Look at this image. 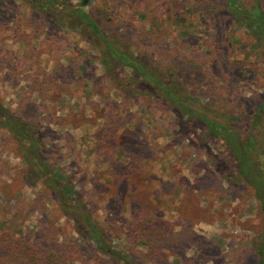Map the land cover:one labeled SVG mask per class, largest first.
<instances>
[{
  "label": "rangeland",
  "instance_id": "rangeland-1",
  "mask_svg": "<svg viewBox=\"0 0 264 264\" xmlns=\"http://www.w3.org/2000/svg\"><path fill=\"white\" fill-rule=\"evenodd\" d=\"M85 9L115 47L130 43L164 80L178 77L212 119L230 117L247 133L244 116L264 97V66L223 0H88ZM57 19L30 0H0V103L39 132L42 159L83 203L96 204L102 227L119 218L109 245L138 264H256L264 220L251 188L214 171L211 155L227 158L221 143L204 141L128 68L107 74L80 29ZM259 129L264 170V122ZM30 175L19 143L0 128V243H58L62 264H114Z\"/></svg>",
  "mask_w": 264,
  "mask_h": 264
},
{
  "label": "trees",
  "instance_id": "trees-1",
  "mask_svg": "<svg viewBox=\"0 0 264 264\" xmlns=\"http://www.w3.org/2000/svg\"><path fill=\"white\" fill-rule=\"evenodd\" d=\"M81 2L78 7L67 0H30L31 5L44 13L47 20L52 21L57 18L61 20L59 19L61 16H66L69 27L80 29L100 56L106 73L111 77L116 78L115 72L118 67L128 68L132 74V81L138 76L141 77L143 87L148 86L154 91H162V95L170 102L176 115L181 118L186 117L202 130L204 141L220 142L227 158L225 160L211 155L210 161L214 171L232 185L251 188L264 220V170L258 151L262 137V128H259L264 122V97L256 110L244 116L245 120H249L250 125L243 136L233 129L230 117L225 122L212 119L209 109L197 106L193 100L189 101L178 77L172 78L174 80L172 83L168 82L156 73V69L144 65L134 55L130 43H120L115 47L112 44L115 39L112 36L107 37L99 21L86 11L88 0ZM223 2L227 13L255 39L259 47L260 61L264 66V12L259 7V0L251 2L223 0ZM0 128L5 129L19 143L23 158L30 169V177L42 180L43 186L56 195L62 211L66 216L74 219L76 232L93 241L96 253L114 264H138L123 256L108 243L106 238L108 227L111 228L112 222L119 218L107 221L106 228L102 227L93 215L96 204L91 200L83 203L80 194L72 191L68 183L56 178L49 165L42 159L44 148L40 146L39 132L29 122L11 114L1 103ZM3 242L0 243V264H62L61 260L65 255L66 246L58 243H43L40 246L14 239H5V243ZM254 251L258 258L256 264H264V237L255 245Z\"/></svg>",
  "mask_w": 264,
  "mask_h": 264
}]
</instances>
